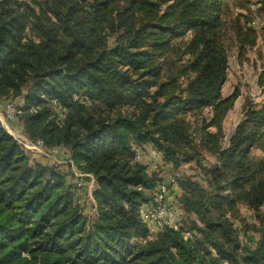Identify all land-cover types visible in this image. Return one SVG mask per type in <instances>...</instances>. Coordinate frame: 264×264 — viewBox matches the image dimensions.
<instances>
[{
  "label": "trees",
  "instance_id": "16d2710c",
  "mask_svg": "<svg viewBox=\"0 0 264 264\" xmlns=\"http://www.w3.org/2000/svg\"><path fill=\"white\" fill-rule=\"evenodd\" d=\"M229 1L0 0V112L21 102L27 140L63 149L94 181L90 215L77 181L32 163L0 123V264H264V100L244 105L222 146L239 96L221 93ZM245 1L264 18V0ZM241 21L232 32L243 55L256 32ZM257 86L264 96V63ZM146 147L171 175L195 163L203 181L169 186L175 224L144 242L142 212L165 184L133 161Z\"/></svg>",
  "mask_w": 264,
  "mask_h": 264
},
{
  "label": "rangeland",
  "instance_id": "374dc122",
  "mask_svg": "<svg viewBox=\"0 0 264 264\" xmlns=\"http://www.w3.org/2000/svg\"><path fill=\"white\" fill-rule=\"evenodd\" d=\"M228 4L223 14L224 26L220 37L227 54V77L222 86L221 93L223 97H228L234 91H238L239 96L223 121V147H227L229 138L233 135L236 126L241 122L244 105L249 103L252 106H259L264 100V96L260 93V89L257 86L258 75L264 63V18L256 9L250 8L245 0H232ZM237 15L242 16L241 22L244 19L256 32L255 45L247 48L243 55L238 52L237 42L232 32L233 20ZM20 104L21 102L17 100L11 102V105L17 108L21 106ZM209 116L210 111L205 110L203 112V118H208ZM188 120L191 122V135L193 138H196L199 129V120L193 118H189ZM0 121L6 130L15 135H21L19 133L16 134L18 130H14L15 127H18V122H8L5 120L4 113L2 112H0ZM18 137L20 136L15 138L20 142L24 143L26 141ZM27 151L32 163H39L53 168L55 172L65 177V181L69 186L73 185L75 181H78L76 180L78 178L75 176L78 173L74 170L67 153L63 149H55L51 153L39 149ZM142 152L144 153V159L140 163L147 168L148 172L156 171L155 173L165 184L169 183L170 177L172 176L171 173L173 172L172 167L163 164V161L161 163V157L151 148L146 147ZM212 163H214V159L206 157L203 161V166H208ZM176 172L180 176L192 177L200 182L203 181V171L193 162L180 165ZM81 179L82 182L86 183V188H80L84 194V199L81 200L83 202L81 204L82 211L92 212L90 213L92 215L94 210L90 206L94 203L92 198L94 181L92 182L90 179L89 181H84V178ZM173 191V194H179L178 189ZM243 214L244 216H250L246 212H243Z\"/></svg>",
  "mask_w": 264,
  "mask_h": 264
},
{
  "label": "built area",
  "instance_id": "2783aa9c",
  "mask_svg": "<svg viewBox=\"0 0 264 264\" xmlns=\"http://www.w3.org/2000/svg\"><path fill=\"white\" fill-rule=\"evenodd\" d=\"M21 2H24V0H19ZM20 113L19 108L16 106L14 107L11 104H8L5 107V113L4 118L8 122L15 121L16 116ZM15 139V138H14ZM19 143H21L27 150H42V144L37 143H31L29 141H25L24 143L20 142L19 140L15 139ZM144 159V153L141 149L136 148L134 151L133 161L134 162H141ZM155 168V167H153ZM151 172V171H150ZM76 178H78L76 185L78 188H86V183L82 182L80 178H83L84 175L76 174ZM180 177V174L175 172L170 177V182L163 184L156 188V190L153 191V194H156L155 201L153 205H150L149 207H146L142 212V217L145 222L148 223V234L146 235V239L144 240H152L158 232L163 230L166 227H172L175 224V208L172 204L165 203L164 199L167 195L168 188L171 185H174L176 183V179ZM83 202L80 200L77 202L78 206H82ZM92 213V212H90ZM94 213V212H93ZM190 234L186 233L185 238H190Z\"/></svg>",
  "mask_w": 264,
  "mask_h": 264
},
{
  "label": "crops",
  "instance_id": "0c3cea01",
  "mask_svg": "<svg viewBox=\"0 0 264 264\" xmlns=\"http://www.w3.org/2000/svg\"><path fill=\"white\" fill-rule=\"evenodd\" d=\"M0 123H1V121H0ZM2 125V124H1ZM3 126V125H2ZM5 129V128H4ZM6 130V129H5ZM14 130H18V132L16 133V134H21V135H15V134H13L12 132H9L8 130H6L13 138H15V137H17V136H20V137H18V138H22V140H27V138L25 137V135L23 134V132H22V128H21V126L18 124V127H15V129ZM16 139V138H15ZM90 179V181H92L93 182V179L90 177L89 178ZM93 188V187H92Z\"/></svg>",
  "mask_w": 264,
  "mask_h": 264
}]
</instances>
